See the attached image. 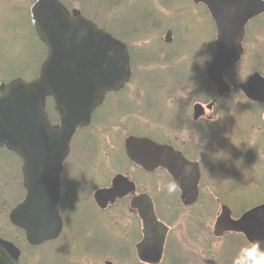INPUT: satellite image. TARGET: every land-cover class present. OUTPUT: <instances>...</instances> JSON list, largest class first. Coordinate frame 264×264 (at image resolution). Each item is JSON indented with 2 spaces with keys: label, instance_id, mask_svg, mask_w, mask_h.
<instances>
[{
  "label": "water",
  "instance_id": "1",
  "mask_svg": "<svg viewBox=\"0 0 264 264\" xmlns=\"http://www.w3.org/2000/svg\"><path fill=\"white\" fill-rule=\"evenodd\" d=\"M194 1L207 5L217 28V53L207 68L208 78L215 82L220 94L229 93L231 86L224 73L240 61L246 25L264 12V0ZM30 14L37 35L47 47V57L35 79L17 77L0 82V147L15 152L22 160L26 195L12 209L10 221L25 231L30 245L39 246L57 239L63 230L61 180L74 135L91 123L94 111L108 93L125 87L132 70L127 45L79 9L69 10L61 0H36ZM241 88L252 101L264 103V76L259 72ZM48 98L60 116L57 124L52 123L47 111ZM125 145L130 159L150 170L166 167L184 194L197 197L198 164L148 137L129 136ZM124 183L128 184L126 178L118 175L114 188L96 192L97 202L117 196L118 186ZM131 187L134 188L132 182ZM128 190L129 187L122 192ZM133 206L139 209L144 223L138 256L144 262L159 264L168 227L158 219L148 196L137 197ZM230 231L243 233L249 242L261 241L264 248V203L238 219L232 218L231 209L224 205L214 233L221 236ZM20 258L21 249L0 237V264H20Z\"/></svg>",
  "mask_w": 264,
  "mask_h": 264
},
{
  "label": "rangeland",
  "instance_id": "2",
  "mask_svg": "<svg viewBox=\"0 0 264 264\" xmlns=\"http://www.w3.org/2000/svg\"><path fill=\"white\" fill-rule=\"evenodd\" d=\"M32 1L0 0V80H9L18 76V74L32 79L39 71L43 59V47L27 14ZM108 1L68 0V3L71 7L83 9L85 14L88 12L90 15L95 16L96 12H99V19L104 24L111 22L112 29L117 33H120L121 29L133 19L134 21L141 18L145 19L146 27H149L150 30L136 33V37L130 40V44L133 49L137 50L136 60L145 58L150 63L145 65L136 61V80L127 87L124 93L113 98L109 97V101L100 109L98 115L102 119L106 116V121L103 122V126L98 127L95 124L90 127L91 133L96 136L97 143L88 149L86 154L84 150L90 147L88 136L80 134L77 139H74L71 159L67 162L65 174L63 175L62 189L66 196L63 194L64 197L61 203L62 217H65L69 222L67 228H70V225L72 230L75 229V219L78 213H82L81 211L88 214L87 219L91 220L96 228L99 225L98 212L93 207L79 206L80 202L78 204L75 200L74 191L76 193L78 189L94 191L103 184V182L102 184H99V182L104 179L105 181L110 180L107 177V172L105 175L104 173L95 175V172L102 169L96 167L97 161L101 159L96 158V161L93 162L86 156L97 157L101 153V145L107 141L111 143L110 146L114 145L112 155L118 161L120 152L124 157V139L130 134L131 130L137 134L149 133L150 128L153 129L152 132H164L167 129L163 125H167L166 117L169 116L170 109L180 110L179 103L184 106L185 103L200 95L197 94L201 93L198 90L208 86L200 75L202 67L200 64L208 59L209 51L206 50L209 49L214 31L213 21L206 10L195 7L193 0H127L132 4L138 2V5L133 4L134 6L128 15L121 17L119 13L125 11L122 0L110 1L109 3ZM260 21L263 23L262 19ZM170 28L173 30V40L170 49L164 51L165 41L163 40ZM256 30L258 34L257 44L254 46L252 45L253 42L248 48V54L246 53V57L250 58V63L244 61L243 64L236 67L230 75L231 80L242 81L245 75L255 66L264 74V27L258 26ZM146 45L151 46L154 50H160L162 53L159 52L158 54L156 51V56L153 59L149 55L150 52L139 55V52L144 54ZM208 62L209 60L205 65ZM171 69L176 71L177 74L168 73ZM144 75L159 76L151 77L149 81L145 79L142 82L140 78ZM177 77L183 78L180 83L178 79L174 80ZM191 78L196 80L190 82ZM198 85L200 87L197 90ZM235 93V95L224 101L226 103L224 106L221 102L216 107L217 114L218 111L223 114L219 115L217 121L214 122V126L218 129L210 140L212 139L213 144L211 153L221 151L216 154L217 157L214 160L219 159L224 165L226 161L230 164L233 161V164L237 166L239 156L242 159L241 178L237 181L238 191L242 196L239 200H235L233 199V192L227 195L230 204L236 212H239L244 208L247 209L258 204L260 200L264 199V107L253 105L241 94L240 90H236ZM166 98H171L172 103H176L177 107L176 105H170L169 100ZM127 110L128 112H126ZM109 112H112V114L108 116ZM231 121L234 124H231ZM109 125L115 127L112 128ZM240 128L248 130L245 138V132L239 131ZM106 129L109 131L105 132ZM225 129L226 131H224ZM237 131H239V135ZM169 132L172 131L169 130ZM190 133V131H185L184 135ZM258 137L260 138L259 143ZM158 138L162 139L163 137L158 136ZM224 147L226 151L222 152L225 150ZM18 164V161L9 152L0 150V189L2 184L4 185L3 188L11 186L9 182H12V180H9L8 177L10 176H5V174H16ZM209 164H213V162L209 161ZM120 169H122V166L115 163L113 169H108V172L112 175ZM244 171L245 173H243ZM225 178H228V176ZM71 201L76 208L69 205ZM176 209L177 211L174 214L178 213V215L175 214V219L170 217L168 220H171L178 234L176 240L172 242L174 244L179 243V245L175 248H172V245L170 246L168 254L161 264H183L184 260H187L188 264L190 262L191 264H209L210 259L215 260V264H233L234 258L242 247L241 243L233 242L230 238L214 239L211 234L213 226L211 227L210 220H206V225H204L201 223L202 215H196L195 210L186 209L180 204ZM242 212L243 210L240 214ZM121 213L122 215H119L121 224L118 229L124 225L123 229L128 231L130 223L126 221H133V218L130 216L129 211ZM4 216L5 213L1 211L0 225L4 220ZM102 230L106 231V228L102 227ZM91 232L96 234L95 231ZM69 234L71 233L68 231L62 239L63 243H70L68 251L65 250L67 264L69 260L74 264H105L106 260L104 258L99 259L100 256H94L88 259L89 254L87 251L83 253L77 250L76 243L67 241ZM201 234L205 238L201 239ZM116 244L117 242L113 243V245ZM56 245L58 246V244ZM72 246L73 248L69 250ZM122 246L126 247V245ZM173 253H177V256H173ZM35 257L39 258V255L36 254ZM42 260L43 257H41V262ZM130 261H132L131 256H128L123 264H129ZM26 264L34 263L33 260H30ZM48 264H52V262L50 261ZM114 264H116L115 261Z\"/></svg>",
  "mask_w": 264,
  "mask_h": 264
},
{
  "label": "flooded vegetation",
  "instance_id": "3",
  "mask_svg": "<svg viewBox=\"0 0 264 264\" xmlns=\"http://www.w3.org/2000/svg\"><path fill=\"white\" fill-rule=\"evenodd\" d=\"M195 5L199 6L198 4ZM129 11L127 10L123 12L121 11L119 15L124 14L125 17L128 15ZM168 32H171L173 36V31L171 28L167 30V33ZM252 32L256 33V30H252ZM252 39L253 38L249 39L248 43ZM163 41H165V45L163 46V50L165 51L166 49H169L172 41L167 42L166 37ZM246 42L247 39H245V54H246ZM256 44H257V39L256 41H254L252 45L255 46ZM146 46L147 47H145L144 49V55L148 54L149 51L154 50L151 48V46L149 45ZM213 46H214V41L212 35L211 44H209V49L206 50L207 52L209 51L208 58H210V60L214 56ZM155 51L162 53L160 50H155ZM244 58L245 56L243 57V59ZM243 59L241 60L239 65H241ZM141 61L144 64H146L147 62L145 58L144 59L141 58ZM236 67L238 66H235L232 69H230V71H228L229 74L228 72H226V75L227 76L231 75V73L234 72ZM206 68L207 65L205 66L204 69V63H203V69L205 70V74H206ZM172 72L173 69L168 71V73H172ZM254 72H257V70L256 69L250 70V74ZM250 74H248V76ZM200 75L202 76V74ZM194 80L196 79L191 78L190 82ZM234 80L233 79L231 80L230 76L227 79V81L230 84H232L233 87V90L229 95H224V96L219 95L215 84L212 83V85L210 84V87L212 88V91L210 93L207 94L200 93L198 97L193 98L191 101L185 103L184 106L181 103H179L178 107L180 110L178 111H176V109L174 110L172 108L170 109L168 114L169 116L166 117L167 125H163V127H166L167 130L161 133H156V132H152L153 129L150 128L151 131L144 135L146 137L152 138L154 141H156L159 144L170 145L171 147L174 148L175 151L181 152L188 160L199 164L202 176L199 184V196L194 202L191 203L189 197H183L182 196L183 193L179 189V187L176 192L171 194L168 193L167 185L170 182H175V180L166 168L160 166L150 170V169H146L145 167H141L140 165L136 164V162L130 160L128 157L126 160L116 161L115 157L113 158L112 156L109 155L108 158L112 161L109 169L112 170L115 163L121 165L122 169L125 168L126 172L124 174L134 181L135 190L126 193L122 196H117L116 199L113 198L114 202L109 203L105 209H101L97 205L95 201L94 193L99 188L101 189L104 187H109L111 185V182L107 183V181L102 180L103 184L100 183L102 185L96 188L94 191L92 190L88 191L84 189H78L77 193L74 191L75 200L78 202V204L80 202L79 206L93 207L98 212L99 225L97 226L100 228V231H98L96 227L94 228V224L92 223L91 220L89 219L87 220L88 214L80 210L82 213L81 214L78 213L77 218L75 219V227L79 228L81 226H84L80 229L81 232L79 230L73 231L70 225H69L70 228H67V223L69 224V222L64 217L62 218L64 221V230L57 241L62 240L64 235L69 231V233L71 234H69L67 241L83 242L82 249L88 252L89 254V255L87 254L88 259L94 256L95 257L100 256L101 258L98 257L99 259L102 258L108 259V256L112 255V252L114 251L111 245L118 241H126L129 244L134 245L132 251L136 252V245L142 240L143 237V228H142V221L138 216V214H136V209L132 207L131 203L134 200V198H136V196L143 194L148 195L150 196V198H152L158 217L169 226V233L166 240L164 257H166L167 255V249L170 248V241H168L169 236L170 239L172 238L171 239L172 248H175L179 245V243L174 244L172 242L176 240L178 234L177 231H175V228L171 220L170 221L168 220L170 217L175 219L176 217L175 214L178 215V213L174 214V212L177 211L176 208L179 204L186 209L191 208L192 210L195 211H202V210L211 211L210 222L212 223L213 220V225H214L215 222L214 220L217 217L216 214L218 215V212L215 214V207L216 206L221 207L223 204H227L231 206V204H229L230 202L228 201L227 195L231 193L234 189L238 188L237 186L234 185L233 181L241 178V170L243 169L240 160L237 166L236 164H233L234 163L233 161L231 162L232 165L230 164V162L227 161L225 162L224 165L223 163H221L219 159L214 160V158L217 157L216 154L220 153L221 151L213 154L211 153V150H213V144H212V139L210 140V138L214 136V130H213V127H215L214 122L217 121V118L220 115L217 114L216 107L224 99L226 100L227 98H230L231 96L235 95L236 94L235 91L237 89H240L239 87L240 84L242 82H245L246 78H244L242 81L240 80L234 81ZM178 82L180 83L181 80L179 79ZM166 99L169 100L170 105H174V106L176 105V103H172L171 98H166ZM197 105L198 106L200 105V108L196 107ZM196 108H198L199 110V114H197V116H196ZM169 130H171L172 132H169ZM185 131H190L191 133L189 135H184ZM224 131H226V129ZM158 136L163 138L159 139ZM102 151H106L107 153H109L108 148H103ZM225 151L226 148L222 152ZM209 161H212L213 164H209ZM243 173H245V171ZM226 176H228V178H225ZM124 189L126 188H122L121 191H123ZM64 194L66 196V193ZM233 199L239 200V197L233 195ZM110 200H112V197L110 198ZM61 203H62V199H61ZM69 205L73 208H76L75 204L72 201L71 204ZM126 211H129L131 213L130 216H132L133 218V221H126L130 223V227H129L130 229L128 231H125L123 229L124 225L120 229H118V226L121 224V221L119 220V215H122L121 212H126ZM102 227H105L106 231H103ZM91 231H95L96 234H94ZM103 244L105 245V247L102 249ZM64 245L65 248H68L70 246V243L67 244L64 243ZM109 248L111 249L110 253H108ZM101 251H105L106 253L102 254ZM122 252H124V250ZM173 256H177V253H173ZM62 263L67 264L64 261ZM68 264H74V263L71 260H69Z\"/></svg>",
  "mask_w": 264,
  "mask_h": 264
},
{
  "label": "trees",
  "instance_id": "4",
  "mask_svg": "<svg viewBox=\"0 0 264 264\" xmlns=\"http://www.w3.org/2000/svg\"><path fill=\"white\" fill-rule=\"evenodd\" d=\"M67 5L70 6V4L68 3V0H63ZM110 1H117V0H109L108 3ZM97 14L99 12H96ZM88 16L91 18H93L95 21L98 22V24H100V27L112 32L113 34H115L116 36L118 37H121L122 35L123 36H126V35H133L139 28V24H145L144 20L141 18V19H136L134 21L131 20V22L127 23V25H125V27H123L121 30L124 32H120V33H117L115 30H113L111 28L110 25L108 24H104L103 22L100 23V19H99V15L95 14V16L93 15H90L88 12H87ZM143 20V21H142ZM122 34V35H120ZM125 34V35H124ZM126 36V37H128ZM122 38V37H121ZM124 39V38H123ZM126 40V39H125ZM149 55H151V59L154 58L155 55V51H151L149 53ZM148 55V56H149ZM22 74H18V76H21ZM23 77H26L24 75H22ZM135 76H137L135 74ZM146 76V75H144ZM150 75L144 77V79H146V81H149L150 79ZM3 79V78H2ZM4 80V79H3ZM125 91V90H124ZM123 91V93H124ZM120 94H118L117 96H119ZM149 107V105H148ZM47 108H48V112H49V115L51 117V120L54 122V123H57L59 122V114L55 111L54 109V103L51 99L48 100V105H47ZM102 108V107H101ZM100 110H98L94 116H93V121H92V125H97L98 127L100 126H103L104 123L106 121V116L102 119V117H99L98 113H99ZM120 111V110H118ZM118 111H115L116 113ZM128 112V110L126 111ZM112 114V112H109L108 113V116ZM107 116V117H108ZM109 127H112L114 128L115 126L114 125H109ZM245 130V133L247 134L248 130L245 129V128H242ZM100 131V130H99ZM109 130L106 129L105 132H108ZM132 131V130H131ZM80 134H83L84 136H88V139H89V146L88 148H86V150H84L85 154L87 152L88 149L92 148L93 147V142L96 141V136L93 135L90 131V128L89 129H85V130H81L79 131ZM79 133L77 134L76 138L79 135ZM259 137L257 138L258 140V143H259ZM107 148L112 151V147L110 145L107 146ZM2 151H7L9 152L12 157H15V159L18 161V168H17V173L16 174H5V176H10L8 177L9 180H12V182H9L11 186H8L7 188H3V184H2V187L0 189V212L2 211V213L4 212L5 213V216H4V220L3 222L1 223L0 225V229H3V230H0V236L4 237V238H7L9 240H12L14 241L21 249H22V258H21V261H22V264H26V263H29L30 260H33V263L34 264H48L50 263V261L52 262V264H63L62 263V260H63V252H64V249H65V245L63 242L59 241V242H55V245L53 246V242L50 243H46L45 245L43 246H39V247H32L30 246L26 239H25V233L23 230L19 229V228H16L15 226H13L10 222H9V218H8V215H9V211L11 210V208H13L18 202H20L23 198H24V195H25V190H24V187L22 185V173H21V161L20 159L18 158L17 155H15L14 153L8 151L7 149H0ZM109 154L106 152V151H102L101 150V153H99V155L97 157H93V156H86V158H90L91 161L95 162L96 161V158H100L101 160L100 161H97L96 163V167L97 168H102L100 169L98 172H95V175L97 173H104V175L106 174V172L108 174H110L108 172V169H109V158H108ZM94 175V176H95ZM17 178V179H16ZM80 211V209H79ZM195 212V211H194ZM196 215H202V217L204 215H206V213L204 212V210L202 211H196L195 212ZM88 220V219H87ZM84 227V226H81V227H75V230H79ZM72 231V232H73ZM81 232V231H80ZM241 244L243 245L246 244V240L244 237L241 236ZM71 243H76L77 244V250L85 253L86 251L82 249V245H83V242L81 241H73ZM56 244H59L58 246H56ZM46 247V248H45ZM73 248L70 247L69 250H71ZM104 247H102L103 249ZM68 249V248H67ZM68 251V250H67ZM103 253H106L105 251H101ZM33 253V254H31ZM88 253V252H87ZM38 254L39 255V258H36L35 255ZM41 257H43V260L41 262ZM118 264V262H117ZM183 264H188L187 263V260H184L183 261ZM190 264V263H189Z\"/></svg>",
  "mask_w": 264,
  "mask_h": 264
},
{
  "label": "clouds",
  "instance_id": "5",
  "mask_svg": "<svg viewBox=\"0 0 264 264\" xmlns=\"http://www.w3.org/2000/svg\"><path fill=\"white\" fill-rule=\"evenodd\" d=\"M179 181L170 182L167 185L169 194L178 190ZM261 241H253L249 246L240 250L234 258L233 264H264V248L261 247ZM6 259V258H5Z\"/></svg>",
  "mask_w": 264,
  "mask_h": 264
},
{
  "label": "bare ground",
  "instance_id": "6",
  "mask_svg": "<svg viewBox=\"0 0 264 264\" xmlns=\"http://www.w3.org/2000/svg\"><path fill=\"white\" fill-rule=\"evenodd\" d=\"M122 5H123V9L127 10V11L131 10V8L134 6L132 3L127 2V0H124V1L122 0ZM263 23L262 22L258 23L257 26H256L257 29H258V26H263L264 27ZM139 26H142L141 23L139 24ZM138 54L144 55L141 52H139ZM199 87L200 86L198 85L197 86V90H198ZM198 91L201 92L202 94H207V93H210L212 91V88L210 86H206V88H204L202 90H198Z\"/></svg>",
  "mask_w": 264,
  "mask_h": 264
}]
</instances>
